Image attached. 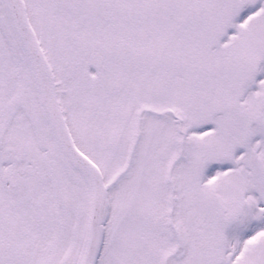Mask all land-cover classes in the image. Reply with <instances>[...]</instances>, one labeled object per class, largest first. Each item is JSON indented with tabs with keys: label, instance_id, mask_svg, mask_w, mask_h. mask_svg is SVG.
Listing matches in <instances>:
<instances>
[{
	"label": "snow or ice",
	"instance_id": "1",
	"mask_svg": "<svg viewBox=\"0 0 264 264\" xmlns=\"http://www.w3.org/2000/svg\"><path fill=\"white\" fill-rule=\"evenodd\" d=\"M0 264H264V0H0Z\"/></svg>",
	"mask_w": 264,
	"mask_h": 264
}]
</instances>
